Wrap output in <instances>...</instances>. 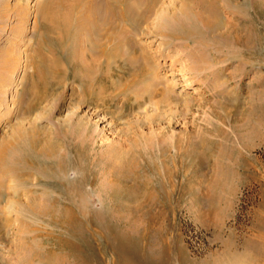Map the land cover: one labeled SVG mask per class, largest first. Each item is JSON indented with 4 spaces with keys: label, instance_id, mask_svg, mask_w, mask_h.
Wrapping results in <instances>:
<instances>
[{
    "label": "rangeland",
    "instance_id": "obj_1",
    "mask_svg": "<svg viewBox=\"0 0 264 264\" xmlns=\"http://www.w3.org/2000/svg\"><path fill=\"white\" fill-rule=\"evenodd\" d=\"M90 1H64L74 4L72 21L79 13V18L87 15L79 6L82 9ZM95 1L100 4L98 12L106 16L109 0ZM218 3L222 25L213 38L204 36L203 46L165 40L158 32L167 30L155 22L132 29L124 18L112 17L129 32V40L139 44L135 55L159 81L158 89L133 88L140 78L138 70L114 67L115 63L107 72L105 56L96 61L87 89L83 83L88 76L79 81L72 75L79 66L75 62L81 46L67 62L66 50L54 43L55 22L63 14L57 0H0V143L12 138L13 128L22 121L24 131L32 126L42 141L55 140V153L66 164L64 174L53 175L49 170L53 161H26L24 151L23 168L4 165L8 196L23 198L25 246L38 242L41 248L55 250L62 241L65 252L75 245L77 253L88 254L93 264H115L113 240L121 243V259L130 264H264V2L261 7H249L241 0L227 6L223 0ZM228 18L246 44L223 38ZM101 43L106 53L115 40L104 34ZM82 47L84 51L85 44ZM41 62L59 77L33 104L40 93L36 72ZM102 71L107 75L101 77ZM100 77L102 89L95 92ZM160 87L170 88L166 91L175 97L162 102ZM71 115H85L82 125L91 132L86 147H79L80 139L75 137L66 150L61 145L65 143L62 129ZM2 167L0 178L7 176ZM18 170L24 172L22 183L12 181ZM69 188L77 197L85 195L83 212L78 200L70 204L65 198L64 189ZM47 195L58 203H49ZM6 203L5 214L11 221L16 205ZM40 204L47 213L57 207L54 212L62 215L61 220L80 219L86 234L72 236L67 227L51 226L45 217L25 210ZM65 207L70 215L64 213ZM183 221L208 229L213 247L200 255L190 254ZM8 231L0 244L15 242ZM30 234H35V241ZM46 236L50 240L42 238Z\"/></svg>",
    "mask_w": 264,
    "mask_h": 264
},
{
    "label": "bare ground",
    "instance_id": "obj_2",
    "mask_svg": "<svg viewBox=\"0 0 264 264\" xmlns=\"http://www.w3.org/2000/svg\"><path fill=\"white\" fill-rule=\"evenodd\" d=\"M64 1H66V0H57V7H59L61 10H63V14H60L59 16H61V17H59L57 19L54 17L56 19V22H55L56 25L54 26V28H57V30H58V37L54 39L55 40L54 43L62 51L66 50L65 53L67 55V57H66L67 62L71 61L72 55H73L72 52L73 53L75 52V54H76L78 52L76 50V48L78 46H81L82 50H81V53H79L80 54L78 56L79 59L76 58L77 61L76 60H75L76 62L74 61L75 65L78 62L77 65H79V66H77V67L74 66L77 69V71H73L72 75L75 79H79V81L87 79V76H88L87 84L83 83L84 87H85V85H87V89H88V85H89V87H91V85H92V83L90 82V79L92 81V78H90V76H92L93 74L96 73V72H94L96 70L95 68H97V67H95V65H97L96 61H99V59L104 57V56L106 57V62L104 63V68L106 69L107 72L112 70V67L115 65V63H116V66H114V67L119 68L120 66H122V69L129 68V69H131V71L133 70L132 72H134V71L137 72V70H138V73H136V72L135 73H136V75L138 74L140 76V78H139L138 83H134L136 85H134V84L132 85L133 88H134V86L139 85L140 88L145 87L146 89L147 88L150 89V87H153L155 89H158L159 81L154 80V78H153L154 75L152 76L151 73L147 72L148 70L145 71L146 66L145 67L142 66L138 60V55H135V53L137 52L136 49L138 48L139 44L137 46L134 43H132L131 38L129 40V32L126 29H124L123 27L117 26L115 24V22L112 20V17L120 16L119 19L121 17L124 18L125 22H127L128 25L131 26L132 29H139L140 27H142L143 24H146V23L149 24V23L155 22L156 24H160L159 27H163L161 30H165V29L167 30V33L166 32H164V33L158 32L159 35L163 39H165V40H183V41H187V42L196 41L199 44H201V46H203L202 41H205L203 39L204 36L208 35L209 36V37L207 36L208 38H211V37L213 38L214 37L213 35L216 33L215 32L216 29L220 25H222L221 20H219L220 16L217 13V10L219 9L218 8L219 7L218 0H169V1H166V0H109L107 2V4H108V8H109L108 10H110V13H111V17L107 16V14L109 13L108 10H106V16L100 14L98 12L100 10V8H99L100 4L97 3L98 1L91 0L89 3L84 2L82 9H81V5L79 6L80 12L87 11V15L85 16L86 18L85 17L79 18L80 17V13H79V15H77L73 21H72V17H71L72 16L71 9H72L74 4H65ZM78 1H80V0H78ZM231 1L228 2V0H223L224 5H226V6L228 5V3L233 4V2H236L238 0H231ZM241 1L244 3L249 2V5H248L249 7L252 5H253V7L255 5L261 7V3L264 2V0H258V1L257 0H251V1L250 0H241ZM80 3H82V2H80ZM229 6H232V5L229 4ZM160 8H162V12L157 14L156 10L160 9ZM117 9H119V10L116 12ZM55 14H57V13H55ZM95 16H96V18H95ZM157 18H158V20H157ZM97 19H99L100 22H98ZM228 19L229 20H227V21L229 23H227V25L224 26L223 38L230 39V37H231L233 39V41H235V42H238L241 44L240 41H242L244 44H246L245 43L246 38L244 37V40H242V37H240L237 33L238 29L236 28V26H234V25L230 26L229 25L231 20H233V19H230V18H228ZM236 22H240V21L236 20ZM232 23L234 24V22H232ZM147 27H148V25H147ZM106 29H108V32H105ZM224 33H226V35ZM104 34H106L108 36V39L110 37V40H112V39L115 40V44L106 53L103 50V45L101 43L102 38L104 37ZM194 38H196V39H194ZM191 39H194V40H191ZM211 40H213V39H211ZM83 44H85L84 51H83V47H82ZM68 51H70L69 54H68ZM82 52H83V54H82ZM77 55H78V53H77ZM77 55H76V57H77ZM53 59L54 58L52 57V60ZM56 61H57V59L53 60V62H55V65L57 63ZM74 62L72 64H74ZM45 63L46 62H41L37 67L36 74L38 73L37 74V82L40 85V93L35 98V101L33 102V104H36L40 99H42V97H44L43 95H45V92L47 93V91L49 90V85L53 83V80H57V77H59V76H56V74L55 75L51 74V71L49 72V70H50L49 66H47L48 68L44 66ZM49 64H51V63H49ZM144 65H146V64H144ZM60 66H62V65H60ZM100 66H102V65L100 64ZM53 67H55V66H53ZM103 71L100 72V73H102L101 77H103L107 73L106 71H105L106 73ZM60 75H62V73ZM101 77L99 79L97 87L96 88L94 87V91H95V89H96V91L102 89V88H100L101 87L100 86ZM138 77H137V79H138ZM80 83H82V82H80ZM80 83H79V85H80ZM115 84H116V82L114 81V85ZM119 84H121V83H119ZM132 87H131V89L133 90ZM164 87H166V86H164ZM89 89H91V88H89ZM149 89H148V91H149ZM161 89L162 90H160V94L162 95V97H161L162 102H165L166 100L171 98L170 96H173L172 95L173 92L170 94L166 91L165 88L164 89L161 88ZM168 89H170V88H168ZM23 91L21 92V94H23ZM169 92H171V91H169ZM98 93L99 92H97V94ZM153 94H155L154 91H153ZM173 97H175V95ZM134 99H133L134 101L137 100L136 97ZM175 101H176V99H175ZM86 116H87V114H86ZM85 118H86L85 115L74 116V117L71 115L70 117H68L64 120V124L66 127L64 126L62 130H63V136H64V142L65 143L61 144L62 147H64L65 149L72 147V140H74L75 137H76L75 140H77L78 138L80 139V143L78 142V144H77L78 146H79V144L85 145V147L88 145V143H87V141L89 140L88 134L91 131L89 130L88 126H87L88 127L87 128V127H84L82 125L84 122L83 120H85ZM20 122L21 123H19V124L17 123L18 125L13 128L12 133H11L12 138H10L9 140H7V139L1 140V143H0V167L3 166L2 171L4 170V168H6L4 165H7V164H9V167L14 166L15 168H17V167L23 168L24 151H25L26 158H27L26 161L30 162V161H34L35 159L36 160H43V161H53L54 163L52 164V167L50 168V166H49V170L51 169L50 171H52L53 175L57 174L59 176L61 173L64 174V172H62V171H64V166L66 164L65 165L62 164L63 162L61 163V161H60V159H62V158H60L61 156L58 155L59 153L58 154L55 153L56 143H53L55 140L53 142L42 141L40 136H39L40 134L38 135V131H35V129L32 126L31 127L28 126L26 128V130L24 131V127L22 126V121H20ZM87 124H89V123H87ZM62 130H61V132H62ZM84 132H85V134H83ZM74 133H76V135H73ZM7 138H9V137H7ZM44 138H45V136H44ZM46 138H47V136H46ZM58 144L60 145V143H58ZM82 148H84V147L81 146L80 149L83 150ZM63 151H65V150L63 149ZM64 163H65V161H64ZM14 170L15 169H13V173H14ZM15 172H17V171H15ZM3 173L5 174L6 171ZM23 173L24 172L21 173V170L19 173V170H18V172L15 173V175H13L14 178L11 177V178H13L12 181L22 183L23 178H24ZM6 174H7V176L3 175V177L0 178V238H2L3 235H5V231L9 230L8 235L13 234V236L15 237V242L14 241H13L14 243L10 242L11 244H9V245H6V243L0 244V264H52V262H54L55 260L56 261L53 264H93L90 262V260L88 258V254L87 255L81 254V252H79V251L77 253L76 249L78 247H76L75 245H71L70 251L65 252L64 251V244L62 241L59 242V240H58L59 243L57 244V242H56L57 245H55L58 248L55 247L53 244H51L55 247V250L57 248L56 251L54 249L50 248L48 245H47L48 247H46V248L45 247L41 248L40 244L38 242H37L38 245H37V243L34 244L32 241H35V237L41 235L40 233H38V231L36 233V236H33L35 234H30L32 236V238L30 237L32 240L31 241L32 243L27 244L26 246L24 245V222L25 221L23 219V209H24L23 198L13 197L11 195L8 196L6 189H5L6 188V180H7L6 178H8V173H6ZM43 174H44V172H43ZM45 175H48V174H45ZM52 179H54V178H52ZM9 186H11V185H9ZM69 189L68 190L64 189V191L66 192L64 195L65 198L68 200V202L70 204L71 203L75 204L74 203V202H76L75 200H78V203H80L82 205V207H81L82 210H80V211L83 212V210L85 209V206L87 208V205H86L87 203L85 202L86 201L85 195L78 193V197H77L74 194L76 191H74V193H73V192H71V189L70 190ZM48 193H46V194H48ZM5 194H6V196H5ZM47 197H48V195H47ZM10 201L14 202L16 205L15 209L13 210L14 211V217L11 218L12 222L10 221V219L7 218V216L5 214V211L7 209L5 208V204H4L6 202L9 203ZM48 201L51 204H57L58 203L57 199H55L54 196H52V198L48 197ZM64 201H61L62 204L65 203ZM6 205H7V203H6ZM43 205L46 206L47 203H44ZM43 207L41 206V204H40V207L30 205V206H26L25 210H28L31 214H33L34 217H37V218L45 217V219L51 224V226H56V228H57V226H59L60 228L62 226L67 227L66 229L68 231H70L72 236L73 235L83 236L86 234L85 233V224L83 222L78 221L80 219H76L75 214H73L72 217L74 216L73 218H75L76 220H74L72 218H69V219L67 218V220L64 221V220H61L62 215H60L61 217L59 218V214L55 213L56 212L55 208H57V207H53L55 210L51 209L48 213L45 211L46 208H43ZM62 207H60V208L63 209ZM48 209L49 208H47V210ZM65 209L67 210L68 207L67 208L65 207ZM69 210H70V208H69ZM78 210H79V207H78ZM59 211H61V210H59ZM64 213L66 215H68V214L70 215V211H68V210ZM64 213H62V214H64ZM14 223H16L17 225ZM59 227H58V229H60ZM31 228H34V227H31ZM36 228L37 227H35V229H34L35 232H36ZM66 229H65V231H66ZM31 230H33V229H31ZM37 230H39V228ZM46 234L51 235L50 233H46ZM57 234H59V233H57ZM65 236H63V237L65 238ZM39 238H41V236ZM42 238L49 239L50 237L46 236V237H42ZM55 239H57V238H55ZM55 241H57V240H55ZM117 242L118 243H116L115 240H113V242H112V245L114 246L113 251H114L115 257H116L115 264L116 263L117 264H130V262L127 260L124 262L122 261V259H121L122 254L119 251V248H120L119 246H121V243L119 241H117ZM87 243L88 242H86V241L83 242V244H87ZM48 244H50V243L48 242ZM96 264H99V263L97 262Z\"/></svg>",
    "mask_w": 264,
    "mask_h": 264
},
{
    "label": "built area",
    "instance_id": "obj_3",
    "mask_svg": "<svg viewBox=\"0 0 264 264\" xmlns=\"http://www.w3.org/2000/svg\"><path fill=\"white\" fill-rule=\"evenodd\" d=\"M182 231L186 247L192 255L203 254L215 244L210 231L204 227L183 221Z\"/></svg>",
    "mask_w": 264,
    "mask_h": 264
}]
</instances>
